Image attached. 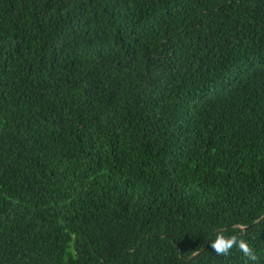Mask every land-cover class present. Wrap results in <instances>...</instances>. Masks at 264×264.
Wrapping results in <instances>:
<instances>
[{"label":"trees","instance_id":"16d2710c","mask_svg":"<svg viewBox=\"0 0 264 264\" xmlns=\"http://www.w3.org/2000/svg\"><path fill=\"white\" fill-rule=\"evenodd\" d=\"M0 264H264V0H0Z\"/></svg>","mask_w":264,"mask_h":264}]
</instances>
